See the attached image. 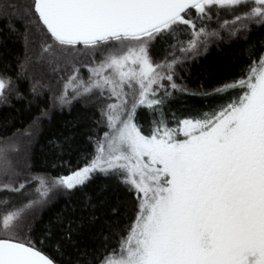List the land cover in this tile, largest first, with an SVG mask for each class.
Returning <instances> with one entry per match:
<instances>
[{
	"label": "snow or ice",
	"instance_id": "snow-or-ice-1",
	"mask_svg": "<svg viewBox=\"0 0 264 264\" xmlns=\"http://www.w3.org/2000/svg\"><path fill=\"white\" fill-rule=\"evenodd\" d=\"M253 25L264 0H0V47L21 45L0 56V264H264V49L250 45L247 69L212 91L211 66L192 72ZM186 97L217 102L177 114ZM17 104L36 110L26 127ZM77 105L93 150L73 162L72 138H49L51 162L35 168L42 124ZM100 176L131 209L121 224L113 207L115 233L90 246Z\"/></svg>",
	"mask_w": 264,
	"mask_h": 264
},
{
	"label": "trees",
	"instance_id": "trees-1",
	"mask_svg": "<svg viewBox=\"0 0 264 264\" xmlns=\"http://www.w3.org/2000/svg\"><path fill=\"white\" fill-rule=\"evenodd\" d=\"M231 20L232 16L229 15L225 10H221V19ZM212 27H218V23L214 20ZM264 28L253 25L252 30L248 33V39L245 40L242 37L232 41L230 44L225 42L219 47L213 45L209 48L208 52L205 53L199 61L192 67V72L195 74L202 68L211 66L213 69V75L209 78L207 75L202 77L204 87L208 91H212L215 87L223 84L226 81H231L233 78L238 77L242 71L247 69V66L251 63L249 59L247 49L250 45H255L257 50L264 49ZM21 50V45L9 40L5 47H0V56H3L9 61H12L14 56ZM255 58V57H254ZM191 86H195L193 83ZM189 101H201V97H186L184 98ZM200 100V101H199ZM17 109L20 111L12 110L10 114L16 118V126L26 127L31 121L32 117L36 114V110L33 109L31 112L25 111V105L17 104ZM95 111V110H93ZM8 113H0L4 115ZM89 113H85L84 110L79 106H75L72 110L64 109L63 111L55 110L52 113L51 121H45L42 124V133L39 138V143L35 147V157L33 159V165L35 168L40 169L44 164L51 162L52 157L48 156L45 158L44 153L48 152L47 142L49 138L63 139L64 137L72 138L71 148V159L75 162L80 154L85 151H92L93 146L88 141V134L95 127L89 120L86 119ZM98 118V114H97ZM99 135H103V130L99 132ZM43 148V152L41 149ZM69 158L68 156L65 159ZM104 191L101 193L99 199H104L107 202L98 209L97 215L100 216V221L91 228L92 232L97 233V238L90 239L87 243L90 246H98L103 242V236L115 233L116 226L112 225L109 228V224L112 220L116 219L111 215V209L116 207L118 203L120 207V220L121 224H125L127 217L124 215L125 208L129 211L131 209L130 198L125 201V189L118 184L117 180L105 178L100 176L96 179L92 185L93 194L100 193L101 189ZM64 206V201L61 200L53 210H59ZM48 213L47 215H52ZM46 215V219H47ZM103 229V235H99V230ZM118 236L109 241L110 247H118L117 240Z\"/></svg>",
	"mask_w": 264,
	"mask_h": 264
},
{
	"label": "rangeland",
	"instance_id": "rangeland-1",
	"mask_svg": "<svg viewBox=\"0 0 264 264\" xmlns=\"http://www.w3.org/2000/svg\"><path fill=\"white\" fill-rule=\"evenodd\" d=\"M201 100V101H200ZM199 103L197 101H189L186 99L171 101V108L173 111H177V114L184 113L185 115L189 114L193 108L200 109L202 111L210 110V106L214 105L217 101L214 97H201ZM138 113L141 116L140 122L144 123L147 126V110L139 109ZM171 126V125H170Z\"/></svg>",
	"mask_w": 264,
	"mask_h": 264
}]
</instances>
